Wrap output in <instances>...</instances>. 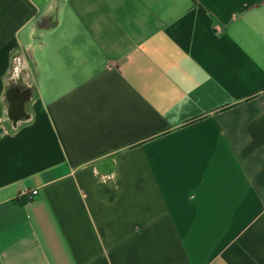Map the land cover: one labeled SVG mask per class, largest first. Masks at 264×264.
I'll use <instances>...</instances> for the list:
<instances>
[{
    "label": "crops",
    "instance_id": "1",
    "mask_svg": "<svg viewBox=\"0 0 264 264\" xmlns=\"http://www.w3.org/2000/svg\"><path fill=\"white\" fill-rule=\"evenodd\" d=\"M0 264H264V0H0Z\"/></svg>",
    "mask_w": 264,
    "mask_h": 264
},
{
    "label": "built area",
    "instance_id": "2",
    "mask_svg": "<svg viewBox=\"0 0 264 264\" xmlns=\"http://www.w3.org/2000/svg\"><path fill=\"white\" fill-rule=\"evenodd\" d=\"M38 192L37 190H23L20 194L19 197L20 198H25L26 200H32L33 198H35L37 196Z\"/></svg>",
    "mask_w": 264,
    "mask_h": 264
}]
</instances>
